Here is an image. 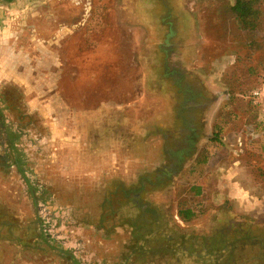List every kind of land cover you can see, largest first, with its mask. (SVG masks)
Masks as SVG:
<instances>
[{
    "label": "rangeland",
    "instance_id": "obj_1",
    "mask_svg": "<svg viewBox=\"0 0 264 264\" xmlns=\"http://www.w3.org/2000/svg\"><path fill=\"white\" fill-rule=\"evenodd\" d=\"M2 3L0 264H264V48L234 0Z\"/></svg>",
    "mask_w": 264,
    "mask_h": 264
},
{
    "label": "trees",
    "instance_id": "obj_2",
    "mask_svg": "<svg viewBox=\"0 0 264 264\" xmlns=\"http://www.w3.org/2000/svg\"><path fill=\"white\" fill-rule=\"evenodd\" d=\"M4 2H11L12 0H2ZM232 20L233 31L237 36L246 38V44L250 50L257 52L264 48V0H234V3L224 10V19ZM264 84V79L261 84L255 89ZM252 89L246 97H251ZM244 96V95H243ZM216 128V127H215ZM218 135L221 133V128L217 127ZM255 135V131L252 132ZM215 140H219V136ZM180 218L183 221H191L195 217V212L191 208H182L178 211Z\"/></svg>",
    "mask_w": 264,
    "mask_h": 264
},
{
    "label": "built area",
    "instance_id": "obj_3",
    "mask_svg": "<svg viewBox=\"0 0 264 264\" xmlns=\"http://www.w3.org/2000/svg\"><path fill=\"white\" fill-rule=\"evenodd\" d=\"M250 100L254 105L261 106L264 112V84L252 92Z\"/></svg>",
    "mask_w": 264,
    "mask_h": 264
},
{
    "label": "crops",
    "instance_id": "obj_4",
    "mask_svg": "<svg viewBox=\"0 0 264 264\" xmlns=\"http://www.w3.org/2000/svg\"><path fill=\"white\" fill-rule=\"evenodd\" d=\"M1 2H2V0H1ZM3 2H4V1H3ZM4 3H5V4H8L7 2H4ZM4 3H2V4H4ZM5 4H4V5H5Z\"/></svg>",
    "mask_w": 264,
    "mask_h": 264
}]
</instances>
